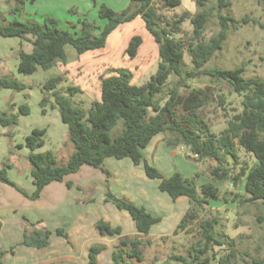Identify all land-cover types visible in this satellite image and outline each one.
I'll return each instance as SVG.
<instances>
[{
  "label": "trees",
  "instance_id": "obj_1",
  "mask_svg": "<svg viewBox=\"0 0 264 264\" xmlns=\"http://www.w3.org/2000/svg\"><path fill=\"white\" fill-rule=\"evenodd\" d=\"M128 1L127 8L120 12H115L104 5L99 7L98 17L105 20L99 35H95L96 25L86 19L79 21L78 33L61 29L59 21L52 16L43 17L41 22L13 19L0 24L2 38L23 39L26 36L32 38V51L19 55L17 72L24 76L33 75L38 69L48 71L57 63H65L66 47L72 48L76 55L102 49L112 32L136 18L142 20L158 52L156 72L147 82L139 86L134 85L132 74L128 70H117L115 76L102 80L100 102H92L88 111L75 105L71 100L79 92L77 88L68 87L63 94L57 89V78H49L42 84L41 91L52 99L61 122L67 127V138L73 146V152L64 164H60L53 152H36L44 145V130L33 129L25 137L23 145H19L18 148L24 147L28 151L30 178L34 186V192L29 198L37 199L45 186L53 182H64L67 176L76 174L84 165L100 170L109 178V173L104 168L107 159L118 161L129 159L134 166H142L146 178L158 180V190L172 201L185 198L189 202V209L174 231V234H177L178 231H183L187 224L197 220L199 212L209 205L210 200L219 199V191L211 183H205L199 186L198 195L195 188L197 174L185 178L175 172L165 178L143 159L141 151L151 140L158 135L168 134L167 145L185 147L196 163L204 160L216 162L209 173L214 181L227 180L229 171L226 165L230 161H237L236 147L251 155L256 165L250 169L241 168L233 181L237 184L244 178V191L247 194L244 202H260L264 207V80L245 79L242 76L243 65L232 70H203L204 65L222 48L230 23H238L231 15L221 14L222 10L230 7V0H215L219 31L206 42L203 41L202 35L209 18L207 0H194L199 9L197 13L193 16L184 13L177 19L166 22L164 26L153 4L154 0ZM159 1L164 8H175L181 4L180 0ZM256 1L260 3L262 0ZM18 11L19 7L16 6L11 8L8 14ZM186 19L192 26L188 51L193 70L184 73L182 70L184 44L175 39L173 34L179 32L180 24ZM242 21L248 22L246 18ZM141 44L139 36H133L129 40L125 49L128 58L136 56ZM170 75H174L177 82L168 91L167 98L161 105L156 97L162 93ZM200 75L224 81L234 93L242 96V111L234 114L227 121L226 128L219 134L211 132L208 125L198 116V111L210 102L206 90L197 88L189 89L185 95L180 93L184 83ZM0 89L21 92L26 86L14 80L0 79ZM178 110H181L183 117H177ZM28 113L29 109L25 105L18 107V115ZM18 115L0 113V127L16 126ZM118 122H121V131L112 138L110 132ZM9 167L5 165L0 171V183L26 195L7 178L6 169ZM71 185L72 183L66 182L67 187ZM104 201L114 205L118 211L125 212L138 235H148L150 229L161 220L148 213L145 208L117 198L110 192L105 194ZM257 221L264 223V216L258 217ZM218 223L216 217L198 221L201 238L196 247L192 246L188 250L191 261L187 262L182 256H174L173 259L183 264H238L235 262L236 255L232 242H223L225 235L215 232ZM95 228L101 236L121 234L119 227L112 228L102 221L96 223ZM51 235V231L46 228L24 230L20 245L40 250L49 245ZM55 235L67 238L61 229H57ZM224 243L228 244V252L225 255L207 256L211 246L220 247ZM142 247L143 242L137 237L120 238L110 254L112 264H131V260L140 263L143 260ZM103 249L101 245H93L88 252V263L95 264L97 256ZM2 255L3 252L0 253V257ZM242 262L264 264V258L243 259Z\"/></svg>",
  "mask_w": 264,
  "mask_h": 264
},
{
  "label": "rangeland",
  "instance_id": "obj_2",
  "mask_svg": "<svg viewBox=\"0 0 264 264\" xmlns=\"http://www.w3.org/2000/svg\"><path fill=\"white\" fill-rule=\"evenodd\" d=\"M180 1L181 4L175 8H164L159 0L153 1L163 26L166 25V22L173 21L184 13L193 16L199 11L194 0ZM230 2V7L222 10L221 14L223 16L231 15L235 20H238V23H230L227 38L223 42L222 48L204 65L203 70H232L243 65L244 72L242 76L245 79L260 78L264 80V29L261 27H264V0L260 3L256 0H230ZM128 3V0H22L21 3L18 0H7L6 3L1 0L0 4L5 6L7 10L16 6L19 7L17 13L9 14L11 20L24 21L26 14H32L36 19L34 21L41 22V15L45 14L57 19L61 29L78 33L79 21L86 19L96 25L95 35H99L105 24V20L98 17L99 7L104 5L115 12H120L127 8ZM215 6V0H207L206 9L209 12V18L202 35L204 42L219 31ZM244 18L248 20L247 23L242 21ZM133 36H139L142 44L136 56L130 59L125 54V49ZM191 36L192 26L188 19L180 24L179 32L173 34L175 39L184 44L182 59L184 73L193 70L188 51ZM86 64L85 67L76 69L71 66L70 72L66 74H63L57 68L48 71L38 69L30 77V80L35 83L56 74L55 76H58L57 89L61 93H66V89L70 86H81L85 91L76 94L72 102L87 111L92 101L99 100L97 81L100 77L111 75L110 70L112 69L123 68L128 70L132 74V84L134 85L139 86L147 82L157 69V47L152 37L146 32L142 20L136 18L130 23L119 26L113 35L107 38V46L104 50L89 53ZM80 69L86 71L87 74L84 75L85 72H81ZM176 82L177 78L170 75L162 93L156 97L161 105L166 100L168 91L175 86ZM197 88L206 90L210 101L198 111V116L208 125L211 132L219 134L226 128L227 121L234 114L242 111V96L234 93L226 82L216 81L204 75L188 80L180 88V93L185 95L189 89ZM220 97L222 103H220ZM177 117H183L181 110L177 111ZM20 129L22 130V128ZM120 131L121 122H118L117 126L110 132L111 137L114 138ZM163 136L165 140L169 137L168 134H163ZM235 151L237 161L228 162L226 169H228L229 174L227 180L223 182L214 181L209 175L211 168L216 165L214 160H204L198 163L194 161L195 164L184 159L179 149L175 150L176 157H162L161 153L148 156L146 159L148 164L156 168L163 177L181 171V173L188 174L190 166H195L198 175L195 188L198 195H200L199 186L211 183L217 187L219 199L210 200L209 205L199 212L197 220L187 224L183 231L180 230L177 234H174L177 225L189 209V202L179 199L178 203H175L165 193L158 190V180H150L143 176L136 177L134 175L128 192L136 199V206L145 208L148 213L157 215L161 219L159 223L152 227V232L154 234L167 233V237L141 236L143 260L140 263L131 260V264H183L175 261L174 256H182L187 262H190L192 258L188 255V250L192 246L196 247L201 238L198 221L213 217L218 218L219 221L215 232L225 235L223 242H232L236 263L243 264V259L264 258V223L257 221L258 217L264 216V207L260 202H244L247 198L244 191V178H241L237 184H234L233 181L241 168L250 169L256 165V161L251 155L238 147L235 148ZM63 155L59 156V159ZM121 161L111 159V162L114 163ZM25 164L29 165L27 159L24 160L21 166ZM186 169L187 171H185ZM79 178L82 179L83 176L80 175ZM110 186L112 187L111 191L109 190ZM104 187H107L112 195H117V197L123 199V189L126 184L125 186L115 183L112 185L108 179H105L101 188L104 190ZM104 193L106 194L107 191H104ZM108 205L113 206L111 203ZM121 225L123 230L126 231V222L122 221ZM106 240L108 246L111 247L112 245L115 248L119 239L113 241V238H107ZM227 243L220 247L211 246L207 256L220 257L225 255L228 252ZM100 255L101 264H112L110 254L101 252ZM87 260L88 256L86 255V262Z\"/></svg>",
  "mask_w": 264,
  "mask_h": 264
},
{
  "label": "crops",
  "instance_id": "obj_3",
  "mask_svg": "<svg viewBox=\"0 0 264 264\" xmlns=\"http://www.w3.org/2000/svg\"><path fill=\"white\" fill-rule=\"evenodd\" d=\"M3 1L7 2V0ZM9 10L0 4V24L11 21ZM41 16L43 18L49 15L42 14ZM26 20L36 19L32 14H26L24 21ZM113 33L109 36H112ZM106 46L107 40L105 46L99 50H104ZM32 48L30 36L23 39L0 37V79L14 80L26 86V89L21 92L0 89V113L18 115V107L21 105H25L29 109L27 115H18L16 126L0 127V171L4 169L5 165H9L10 167L6 169L7 178L26 194L0 183V253L3 252L0 261L2 264H89L88 260L86 262V255L88 256L93 245H101L104 248L102 252L111 254L113 247L112 245V248L108 246L107 238H113L114 241L128 236L141 240L140 237L143 236L136 233L130 217L125 212L118 211L114 205L110 206L104 201V191L110 192L112 189L111 186L109 187L110 191L107 187H104V190L101 188L105 179H108L112 185L115 183L125 186L126 184L122 198L136 205V199L132 197L128 189L134 175L136 177H145V175L142 166H134L129 159L117 163L107 159L104 162V168L109 173V178H106L100 170L84 165L74 176H67L64 182H53L45 186L37 199L29 198L34 192L30 178L31 166L29 162V165L21 166L27 159L28 151L24 147L18 148L19 145H23L25 137L33 129L44 130V145L36 152H53L60 164H64L73 152V146H70L71 143L67 138L66 125L61 122L58 110L53 107L52 99L41 91V86L46 80L49 78L58 79V76L52 74L48 79L43 78L33 83L30 80L32 75L24 76L17 72L19 55L30 53ZM99 50L76 55L72 48L66 47V62L57 63L52 69L57 68L66 74L70 72L71 66L74 69L85 67L89 53ZM120 69L123 68L112 69L110 70L111 75L99 78L97 81L99 100L92 102H100L102 80L115 76L117 70ZM80 71L85 72L84 75L87 74L82 69ZM94 86L96 85L94 84ZM74 88L79 90L77 94L85 91L81 86H74ZM176 149L180 150L184 159L195 163L185 147L167 145L163 134L154 137L141 153L147 162L148 156H154L155 153H161L162 157H176ZM64 153L66 155H63ZM62 155L63 157L59 159V156ZM190 167L188 174L181 173L182 171L179 174L185 178L193 177L197 174V169L195 166ZM80 175L83 176L82 179L79 178ZM167 177L169 176L165 178ZM66 182L72 183L71 187H67ZM114 196L117 197V195ZM179 199L174 202L178 203ZM99 221L108 223L112 228L119 227L121 234L119 236L99 235L95 228ZM122 221L126 222V231L123 230ZM42 228H46L52 233L46 248L36 250L20 245L24 230ZM57 229L63 230L67 238L55 235ZM166 235L167 233L154 234L151 228L146 236H163L165 238ZM100 254L97 256L95 264H101Z\"/></svg>",
  "mask_w": 264,
  "mask_h": 264
},
{
  "label": "built area",
  "instance_id": "obj_4",
  "mask_svg": "<svg viewBox=\"0 0 264 264\" xmlns=\"http://www.w3.org/2000/svg\"><path fill=\"white\" fill-rule=\"evenodd\" d=\"M196 156H194V158H195Z\"/></svg>",
  "mask_w": 264,
  "mask_h": 264
}]
</instances>
